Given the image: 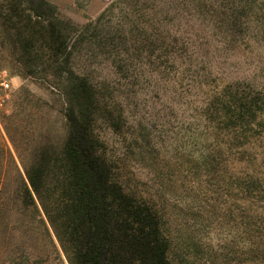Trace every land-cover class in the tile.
<instances>
[{
	"label": "rangeland",
	"instance_id": "374dc122",
	"mask_svg": "<svg viewBox=\"0 0 264 264\" xmlns=\"http://www.w3.org/2000/svg\"><path fill=\"white\" fill-rule=\"evenodd\" d=\"M8 1L0 0V12ZM46 1L57 8L72 33L102 17L99 28L109 35L97 38L85 30L81 44L73 36L72 66L111 92V104L121 110L120 132L101 121L97 133L107 155L117 162L124 183L138 191L164 194L172 257L187 264H237L240 218L228 217L226 211L235 216L239 204L207 192L205 208L214 213L206 214L200 202L192 201L196 185L186 181L181 190L176 174L169 184L161 183L157 173L162 163L174 169L180 155L193 152L192 137L201 131L198 114L213 91L234 82L264 90V42L242 26L241 14L233 8L238 0ZM227 6L242 25L228 23ZM3 41L0 68L15 76V90L0 113V264H68L40 206L36 217L22 208L16 195L19 174L26 179L25 171L38 153L58 151L64 142L63 96L58 79L39 69L34 77L20 78L17 54L5 50ZM117 61L121 71L115 69ZM146 152L161 163L151 166ZM201 189L205 192L204 185ZM13 190L14 210L10 211L6 204ZM197 212L202 217L192 215Z\"/></svg>",
	"mask_w": 264,
	"mask_h": 264
},
{
	"label": "trees",
	"instance_id": "16d2710c",
	"mask_svg": "<svg viewBox=\"0 0 264 264\" xmlns=\"http://www.w3.org/2000/svg\"><path fill=\"white\" fill-rule=\"evenodd\" d=\"M6 7L0 12V39L5 50L17 54L18 76L31 78L39 69L57 78L65 105L66 136L61 148L40 151L26 169V179L18 176L16 195L22 208L40 217V206L68 264H187L172 257L164 194L138 191L124 183L117 162L107 155L97 133L101 121L116 133L122 129L121 110L111 104L112 93L73 69L71 39L76 36L81 44L85 30L94 33L89 37L109 35L99 28L102 17L76 34L46 0H9ZM233 8L241 14L243 25L233 19L229 7L228 23L245 25L264 42V0H238ZM115 69L121 71L119 63ZM198 117L201 131L192 137L193 152L180 155L174 169L162 163L157 178L172 184L170 177L176 174L181 190L186 181L196 185L192 201L200 202L206 214L213 212L205 208L207 192L235 200L237 214L226 212L228 217L240 218L237 264H264V90L249 83L225 84L213 91ZM146 154L155 166L157 158ZM12 195L6 210H14V190ZM192 215L202 217L199 212Z\"/></svg>",
	"mask_w": 264,
	"mask_h": 264
},
{
	"label": "built area",
	"instance_id": "2783aa9c",
	"mask_svg": "<svg viewBox=\"0 0 264 264\" xmlns=\"http://www.w3.org/2000/svg\"><path fill=\"white\" fill-rule=\"evenodd\" d=\"M14 80L15 76L8 69L0 68V113L13 96L15 90Z\"/></svg>",
	"mask_w": 264,
	"mask_h": 264
}]
</instances>
